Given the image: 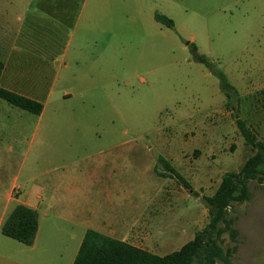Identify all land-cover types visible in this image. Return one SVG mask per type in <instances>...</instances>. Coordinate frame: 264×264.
<instances>
[{
    "label": "rangeland",
    "instance_id": "rangeland-1",
    "mask_svg": "<svg viewBox=\"0 0 264 264\" xmlns=\"http://www.w3.org/2000/svg\"><path fill=\"white\" fill-rule=\"evenodd\" d=\"M51 1L0 0L9 12L0 13V86L18 80L40 90L44 104L37 115L0 97V218L22 200H6L12 188L13 198L37 187L47 196L56 181L54 191L73 194L67 179L115 161L119 178H131L134 206L152 214V200L164 195V222L187 234L163 251L178 250L209 221L203 196L254 153L236 116L264 140V0H85L69 24L48 12ZM64 59L62 70L56 61ZM215 69L238 95L227 99ZM249 189L229 209L238 230L236 241L224 234V248L238 246L231 264H264V183L251 180ZM38 215L35 248L4 235L0 222V264H65L77 231Z\"/></svg>",
    "mask_w": 264,
    "mask_h": 264
},
{
    "label": "trees",
    "instance_id": "trees-1",
    "mask_svg": "<svg viewBox=\"0 0 264 264\" xmlns=\"http://www.w3.org/2000/svg\"><path fill=\"white\" fill-rule=\"evenodd\" d=\"M154 18L169 27L174 22L167 15L156 12ZM198 59L206 60L204 56ZM4 69V61L0 58V77ZM215 73L220 79V86L227 99L238 95L227 76L218 69ZM0 97L24 110L40 115L44 104L29 96L0 86ZM228 104V103H227ZM237 127L245 142L254 148V153L244 162L238 171H227L216 192L204 195L203 200L209 214L208 223L198 230L194 237L183 244L181 248L165 255L153 253L95 230H87L79 247L73 264H231V257L237 250V244L223 247L224 234L228 233L236 241L238 230L233 227L228 217L230 207L236 202L249 198V183L256 180L264 183V140L257 134L247 121L236 116ZM172 175L190 192L193 190L190 182L175 170L169 162L160 157ZM39 229L38 211L24 204H17L1 225V232L23 244L32 245Z\"/></svg>",
    "mask_w": 264,
    "mask_h": 264
},
{
    "label": "crops",
    "instance_id": "crops-1",
    "mask_svg": "<svg viewBox=\"0 0 264 264\" xmlns=\"http://www.w3.org/2000/svg\"><path fill=\"white\" fill-rule=\"evenodd\" d=\"M52 1L56 5L52 7L54 10H48V12H51L50 14L66 23L68 22V24V17L75 18L76 15L79 17L84 12L85 0H82V5H80L81 2L78 3V0ZM0 13L3 14V17L9 14L5 9H1ZM50 37L53 40L56 39L55 35H50ZM62 55L65 56L64 53ZM56 64L63 66L62 70L69 68V61L66 59L64 61H56ZM5 69L6 63L4 62L1 77L4 76ZM5 83L7 84L3 86L5 88L38 101L41 100L40 90L38 91L36 88L26 87L18 80L10 77L6 78ZM71 95L72 93L69 91L64 92L65 97H71ZM108 162L109 166L106 171L102 170L101 162L98 161L96 169L91 171L88 176L73 178L72 180L67 179L65 183L72 185L73 194H58L54 191L53 189L58 185L60 186L59 182L56 181L47 183L46 188L50 189V191L52 190L51 194L47 196L43 194V187H37L32 193L28 192L27 194H23L20 190L19 195L14 198L12 197L13 188L7 192L6 200L8 201L22 197V200H18L19 204L32 207L38 212L44 210V217L48 224L52 223L55 226L68 225L70 230L79 232L72 235L74 247L64 257L65 264H73L85 233L90 229L147 249L153 253H160L159 255H165L164 248L176 240L177 236L185 233V227L180 225L171 230V226L164 222V218L161 216L165 214L162 202L165 199L163 194L158 199L152 200L154 201L151 203L154 206L152 214H149L148 207L143 209L141 203L134 206L132 204L133 186L131 178H119V175L115 173L116 162ZM52 184L55 185V188H53ZM3 215L4 213L0 218L2 223L5 219ZM159 215L161 219L158 217ZM180 229H182V232H180ZM40 231L41 223L39 217V229L35 241L31 245L32 248H35L38 243Z\"/></svg>",
    "mask_w": 264,
    "mask_h": 264
}]
</instances>
